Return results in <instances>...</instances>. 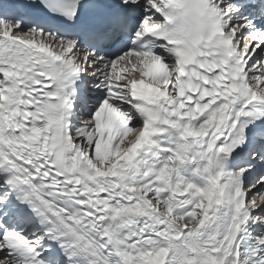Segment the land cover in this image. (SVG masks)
<instances>
[{"label":"snow or ice","instance_id":"snow-or-ice-1","mask_svg":"<svg viewBox=\"0 0 264 264\" xmlns=\"http://www.w3.org/2000/svg\"><path fill=\"white\" fill-rule=\"evenodd\" d=\"M0 264H264V0H0Z\"/></svg>","mask_w":264,"mask_h":264},{"label":"bare ground","instance_id":"bare-ground-1","mask_svg":"<svg viewBox=\"0 0 264 264\" xmlns=\"http://www.w3.org/2000/svg\"><path fill=\"white\" fill-rule=\"evenodd\" d=\"M30 38V37H29Z\"/></svg>","mask_w":264,"mask_h":264}]
</instances>
